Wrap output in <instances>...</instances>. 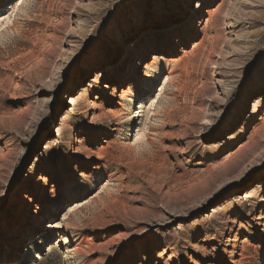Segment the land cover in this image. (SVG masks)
I'll return each mask as SVG.
<instances>
[{
	"label": "rangeland",
	"instance_id": "rangeland-1",
	"mask_svg": "<svg viewBox=\"0 0 264 264\" xmlns=\"http://www.w3.org/2000/svg\"><path fill=\"white\" fill-rule=\"evenodd\" d=\"M0 264H264V0H0Z\"/></svg>",
	"mask_w": 264,
	"mask_h": 264
},
{
	"label": "bare ground",
	"instance_id": "bare-ground-1",
	"mask_svg": "<svg viewBox=\"0 0 264 264\" xmlns=\"http://www.w3.org/2000/svg\"><path fill=\"white\" fill-rule=\"evenodd\" d=\"M197 11L199 12L201 9H200V4L198 3V5H197ZM192 21H193V18L191 19ZM185 26V25H184Z\"/></svg>",
	"mask_w": 264,
	"mask_h": 264
}]
</instances>
